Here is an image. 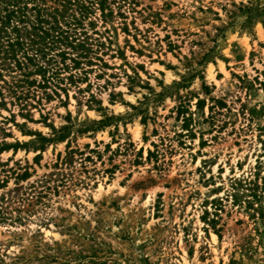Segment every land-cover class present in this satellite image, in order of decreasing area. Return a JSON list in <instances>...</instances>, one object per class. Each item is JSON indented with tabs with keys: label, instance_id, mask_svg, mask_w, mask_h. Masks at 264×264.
Wrapping results in <instances>:
<instances>
[{
	"label": "rangeland",
	"instance_id": "obj_1",
	"mask_svg": "<svg viewBox=\"0 0 264 264\" xmlns=\"http://www.w3.org/2000/svg\"><path fill=\"white\" fill-rule=\"evenodd\" d=\"M41 4L90 51L0 65V264H264V0Z\"/></svg>",
	"mask_w": 264,
	"mask_h": 264
},
{
	"label": "trees",
	"instance_id": "obj_2",
	"mask_svg": "<svg viewBox=\"0 0 264 264\" xmlns=\"http://www.w3.org/2000/svg\"><path fill=\"white\" fill-rule=\"evenodd\" d=\"M44 24L49 27H44ZM60 24L52 7L41 4V0H0V65L7 67V63L13 60L14 68L24 72V79L20 82L28 85L35 84L36 79H30L34 74L42 77L39 82L42 87L48 85L50 78L54 80L57 77L63 81L64 78H60L61 70L70 68L66 59L70 58L73 68L78 69L83 64L82 59L88 58L90 47L85 40L77 43L71 40L68 30H64ZM59 42H66L76 50L77 57H69L70 53L65 50L59 52L60 60L57 55H51L52 45ZM87 73L85 69L81 72L84 75ZM82 78L73 73L66 77L71 83ZM102 109L100 107L98 110Z\"/></svg>",
	"mask_w": 264,
	"mask_h": 264
}]
</instances>
